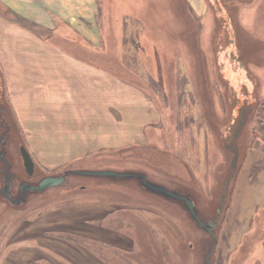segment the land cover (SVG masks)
<instances>
[{
	"label": "rangeland",
	"instance_id": "374dc122",
	"mask_svg": "<svg viewBox=\"0 0 264 264\" xmlns=\"http://www.w3.org/2000/svg\"><path fill=\"white\" fill-rule=\"evenodd\" d=\"M205 1L206 10L199 15L189 0H101L102 52L140 73L122 71L151 90L167 118L159 141L105 154L87 165L142 170L150 179L190 194L205 221H218L210 264H264V157L250 172L251 184L255 181L251 199L237 212L232 208L244 186L240 170L245 158L254 148L264 153V139L254 132L252 117L264 101V0ZM1 74L0 101L9 124L4 155L9 162L0 159V264H52L50 258L57 264L206 262L215 236L196 224L184 204L146 190L137 179L69 174L62 184L12 205L1 194L7 165L17 184L66 169L47 172L35 163L34 173H27L20 151L26 142ZM98 198L133 200L165 214L140 211L119 222L131 236L129 245L80 239L93 254L73 242L47 238V225L55 226L63 215L60 211L56 217L53 210ZM48 211L52 213L46 220Z\"/></svg>",
	"mask_w": 264,
	"mask_h": 264
},
{
	"label": "crops",
	"instance_id": "0c3cea01",
	"mask_svg": "<svg viewBox=\"0 0 264 264\" xmlns=\"http://www.w3.org/2000/svg\"><path fill=\"white\" fill-rule=\"evenodd\" d=\"M189 1L196 13L205 12V0ZM102 6L101 0H0V71L9 107L25 146L44 171L103 169L87 162L159 141L157 135L163 132L167 117L151 90L122 71L140 73L102 52ZM247 157L240 170L244 186L232 203L233 213L251 199L255 181L251 184L250 172L262 163L264 153L254 148ZM94 200L53 210L54 216L60 211L63 215L58 216L59 225H47V238L73 242L93 254L80 239L129 245L131 236L119 222L140 211L165 214L128 199ZM48 212L46 220L52 213Z\"/></svg>",
	"mask_w": 264,
	"mask_h": 264
},
{
	"label": "water",
	"instance_id": "95a60500",
	"mask_svg": "<svg viewBox=\"0 0 264 264\" xmlns=\"http://www.w3.org/2000/svg\"><path fill=\"white\" fill-rule=\"evenodd\" d=\"M234 155L232 157V167L235 169L238 146L234 144L233 147ZM21 155L23 158V163L25 170L28 174H33L35 170V161L25 145L20 146ZM77 175V176H87V177H104L112 180H130L137 179L140 184L148 191L162 195L163 197L181 202L184 204L186 210L189 212L192 219L196 222L198 226L208 232L210 235L215 236L212 247L206 254V262L204 264H210V254L214 251L218 237L215 233V228L217 226V220H208L205 221L204 218L200 215L199 210L196 207L194 199L190 194L182 192L177 189L169 188L165 184L154 181L148 177V175L142 170H116L112 168H103V169H93V168H69L61 174H46L40 178V180L33 185H30L26 180L22 183V187L27 190L34 192H42L47 188L58 186L65 182L68 175ZM9 188V180L6 187L3 191H7ZM25 201V198H23ZM220 211V209H219Z\"/></svg>",
	"mask_w": 264,
	"mask_h": 264
},
{
	"label": "flooded vegetation",
	"instance_id": "af4514ba",
	"mask_svg": "<svg viewBox=\"0 0 264 264\" xmlns=\"http://www.w3.org/2000/svg\"><path fill=\"white\" fill-rule=\"evenodd\" d=\"M5 107H2L1 101H0V127H2L3 132L0 135V159L5 162V164H8L9 160L5 157V144H6V139L5 136L7 135L8 137V131H9V124L6 121L4 112H5ZM10 165L5 167V176H4V185L1 187V194L14 206H19L21 204H24L29 200V196L32 193H37L31 190H27L26 188L22 187V183L25 180H20L17 183H14L12 181L13 173L10 171ZM41 177L39 178H34L30 180H26L30 185L36 184ZM9 180V188L6 191H3V189L6 187L7 182ZM23 198H25V201H23Z\"/></svg>",
	"mask_w": 264,
	"mask_h": 264
},
{
	"label": "trees",
	"instance_id": "16d2710c",
	"mask_svg": "<svg viewBox=\"0 0 264 264\" xmlns=\"http://www.w3.org/2000/svg\"><path fill=\"white\" fill-rule=\"evenodd\" d=\"M252 117L256 120L254 132H256L259 138L264 139V101L259 102L255 106Z\"/></svg>",
	"mask_w": 264,
	"mask_h": 264
},
{
	"label": "bare ground",
	"instance_id": "6f19581e",
	"mask_svg": "<svg viewBox=\"0 0 264 264\" xmlns=\"http://www.w3.org/2000/svg\"><path fill=\"white\" fill-rule=\"evenodd\" d=\"M247 28V27H246ZM248 29V28H247ZM249 30V29H248ZM257 38V37H256ZM258 39V38H257Z\"/></svg>",
	"mask_w": 264,
	"mask_h": 264
}]
</instances>
